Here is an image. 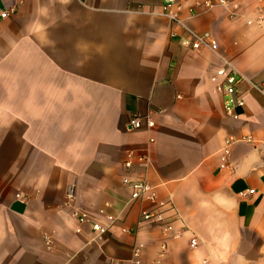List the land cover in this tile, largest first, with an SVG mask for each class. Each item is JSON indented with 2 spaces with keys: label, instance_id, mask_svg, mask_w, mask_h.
I'll list each match as a JSON object with an SVG mask.
<instances>
[{
  "label": "crops",
  "instance_id": "obj_1",
  "mask_svg": "<svg viewBox=\"0 0 264 264\" xmlns=\"http://www.w3.org/2000/svg\"><path fill=\"white\" fill-rule=\"evenodd\" d=\"M176 1L215 52L183 47L163 0H0V264H130L137 243L147 264H264V96L244 82L230 117L210 80L224 60L264 79V0ZM134 114L153 127L127 131ZM124 179L171 202L179 237L126 231L148 206ZM75 210L117 220L100 239Z\"/></svg>",
  "mask_w": 264,
  "mask_h": 264
},
{
  "label": "built area",
  "instance_id": "obj_2",
  "mask_svg": "<svg viewBox=\"0 0 264 264\" xmlns=\"http://www.w3.org/2000/svg\"><path fill=\"white\" fill-rule=\"evenodd\" d=\"M199 6L204 9H210L213 7L230 8L232 15L239 9V5L236 2H230L228 0H207ZM181 6L176 0H163L161 5V15L169 22L179 25L185 32L186 38L181 41V45L192 51H200L203 49L216 51L217 43L211 33H197L186 27L180 19ZM10 15L9 11H2L0 13V19H6ZM211 82L214 85V90L220 94L222 98V106L225 114L230 117H235L236 111L241 109L245 105V93L241 89L244 82H247L251 89L260 95L264 96V79L259 83L247 81L229 62L223 61L222 66L215 72L211 78ZM153 127V123L147 117L140 115H131L126 124L127 131H137L143 128ZM230 151L229 143L222 149L219 156V167L221 169H228ZM131 166L130 161L125 163V167ZM124 183L127 185L130 191V201L138 203H146L147 208L142 209L139 212L138 218L135 222L133 230H126L128 233H134L137 237L140 230L148 228L157 231L163 238H176L180 236L175 230V223L179 221V216L174 212L171 202L158 201L157 193L154 188L145 179L128 180L124 179ZM254 194L253 189L242 191L238 193L240 197H247ZM65 198L67 203H71L75 198V184H70L66 188ZM172 213L169 215L168 213ZM103 214V210L100 211ZM73 215L80 224H90L92 231L98 238H102L107 233L108 228L113 222L117 220L116 217L106 216L108 224L102 225L99 222H95L91 217L79 210H75ZM160 250V254L166 251V244L161 241L157 244ZM189 247L194 249L198 246V240L195 236L189 239ZM142 244H136L133 249L132 258L130 264H147L143 261L141 256ZM115 264V263H112ZM153 264V263H148ZM202 264H207L206 260L202 261Z\"/></svg>",
  "mask_w": 264,
  "mask_h": 264
}]
</instances>
